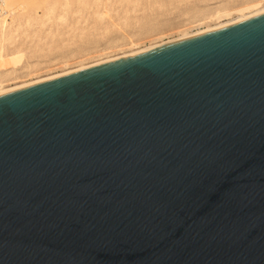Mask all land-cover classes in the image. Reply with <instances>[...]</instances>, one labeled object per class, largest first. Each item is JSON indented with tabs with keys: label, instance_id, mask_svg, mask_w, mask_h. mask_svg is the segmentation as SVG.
Listing matches in <instances>:
<instances>
[{
	"label": "water",
	"instance_id": "water-1",
	"mask_svg": "<svg viewBox=\"0 0 264 264\" xmlns=\"http://www.w3.org/2000/svg\"><path fill=\"white\" fill-rule=\"evenodd\" d=\"M0 264H264V14L1 94Z\"/></svg>",
	"mask_w": 264,
	"mask_h": 264
},
{
	"label": "rangeland",
	"instance_id": "rangeland-1",
	"mask_svg": "<svg viewBox=\"0 0 264 264\" xmlns=\"http://www.w3.org/2000/svg\"><path fill=\"white\" fill-rule=\"evenodd\" d=\"M20 3L18 13L8 18V26L0 24L2 87L141 49L184 32L192 33L262 6L264 0ZM219 11L223 15H216ZM3 58L6 62H2Z\"/></svg>",
	"mask_w": 264,
	"mask_h": 264
},
{
	"label": "bare ground",
	"instance_id": "bare-ground-1",
	"mask_svg": "<svg viewBox=\"0 0 264 264\" xmlns=\"http://www.w3.org/2000/svg\"><path fill=\"white\" fill-rule=\"evenodd\" d=\"M20 2H22V0H0V24L3 27H7L8 26V22L7 21H8L9 17H11V16H13V15L18 13V9L17 8L21 4ZM27 3H28V1H27ZM29 4H31V3H29ZM33 4L34 3H32L31 5H33ZM246 7H248V6H246ZM24 8H25V6H24ZM240 10H243V9H240ZM219 12H217L216 15H219V16L223 15L221 12L220 13ZM260 14H264V5L259 6V7L255 8V9L244 11V12L238 14L236 17H232V18H230V19H228L226 21L218 22V23H216L214 25H209L206 28L200 29V30L192 32V33L191 32L190 33L184 32L181 35H179L178 37L170 38V39L158 42L156 44H151V45H149L147 47H144V48L142 47L141 49H136V50H132V51H129V52H124L123 54H120V55H117V56L108 57V58H105V59H102V60H98V61H95V62H92V63H88V64H83L82 63V64H80L77 67H74V68H71V69H67V70H64V71H61V72H58V73H54V74H51V75L38 77V78L30 80V81H24V82H21L19 84H15L13 86H9V87L0 86V95L8 93V92H10L12 90H16V89H19V88H22V87H25V86H29V85L35 84L37 82H41V81L53 79V78H56V77H60V76L66 75V74H70V73H73V72H77V71H80V70H83V69H86V68H89V67H92V66H95V65H98V64H101V63H104V62H107V61L122 57V56H126V55H129V54H132V53H136V52H139V51H142V50H146V49H149V48H152V47H156V46H159V45H162V44H166V43H169V42H172V41H176V40H179V39H182V38H186V37H189V36H192V35H196V34H199V33H202V32H206V31H209V30H212V29H216V28H219V27H222V26H226V25H229V24H232V23H236V22H239V21H242V20H245V19H249V18H252V17L260 15ZM2 60H3L2 62L5 61L4 58ZM4 65H5V63H4ZM1 66H2V64H1Z\"/></svg>",
	"mask_w": 264,
	"mask_h": 264
}]
</instances>
